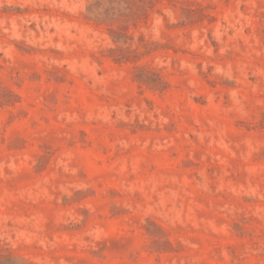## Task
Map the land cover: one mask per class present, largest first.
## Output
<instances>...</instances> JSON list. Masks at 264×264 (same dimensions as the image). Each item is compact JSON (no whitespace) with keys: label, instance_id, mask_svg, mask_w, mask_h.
I'll return each instance as SVG.
<instances>
[{"label":"rangeland","instance_id":"1","mask_svg":"<svg viewBox=\"0 0 264 264\" xmlns=\"http://www.w3.org/2000/svg\"><path fill=\"white\" fill-rule=\"evenodd\" d=\"M0 264H264V0H0Z\"/></svg>","mask_w":264,"mask_h":264}]
</instances>
